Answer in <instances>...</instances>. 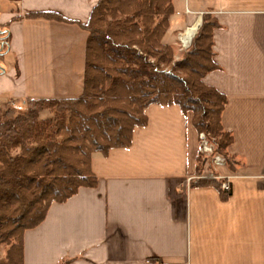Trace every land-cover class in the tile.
Wrapping results in <instances>:
<instances>
[{
    "label": "crops",
    "instance_id": "1",
    "mask_svg": "<svg viewBox=\"0 0 264 264\" xmlns=\"http://www.w3.org/2000/svg\"><path fill=\"white\" fill-rule=\"evenodd\" d=\"M98 2L0 0V32L11 36L6 51L0 44V108L83 95L89 33L81 24ZM173 5L163 41L179 43L180 54V34L198 28L205 13L219 22V68L204 82L228 98L222 123L238 163L219 174L231 191L193 185L199 137L192 113L152 104L131 146L93 153L97 186L53 203L25 231L24 264H264V0ZM37 12L67 21L27 15Z\"/></svg>",
    "mask_w": 264,
    "mask_h": 264
},
{
    "label": "trees",
    "instance_id": "2",
    "mask_svg": "<svg viewBox=\"0 0 264 264\" xmlns=\"http://www.w3.org/2000/svg\"><path fill=\"white\" fill-rule=\"evenodd\" d=\"M174 11L173 0H99L81 24L89 33L83 95L28 99L23 112L11 100L0 113V248L7 246L0 264H24L25 231L42 223L53 203L97 186L93 153L131 146L152 104L191 112L196 131L207 133L234 169L236 156L228 151L234 137L222 123L228 98L204 82L219 68L214 61L219 22L205 13L189 50L173 63V46L162 39ZM27 15L67 21L55 12ZM10 40L9 32H0L3 52ZM44 110L52 116L41 119ZM200 159L198 154L197 163ZM198 167L193 185L223 191L224 179L203 178Z\"/></svg>",
    "mask_w": 264,
    "mask_h": 264
},
{
    "label": "rangeland",
    "instance_id": "3",
    "mask_svg": "<svg viewBox=\"0 0 264 264\" xmlns=\"http://www.w3.org/2000/svg\"><path fill=\"white\" fill-rule=\"evenodd\" d=\"M165 35H164V37H165ZM164 37L162 39L163 43H164V41H163ZM164 44H169V45L173 46V51H174V62L173 63L181 61L182 58L184 57V55L186 54V52L190 48V47L186 48L188 45L185 46L183 44V42H182V44L185 46V48L183 49V52L180 54V51H179V48H178L179 43L178 44L177 43H164ZM14 106L19 111H22V112H23V110H25L27 108L26 103L22 104V103H19V102L18 103L15 102ZM8 107H9V105L7 104L6 106L0 108V113L5 111V110H7ZM51 116H52V113L49 110H44V111H42L40 113V118L41 119H46V118H49ZM201 133H204L205 136H206V141L205 142L209 146L208 150H205L204 147L202 146L203 143H202V139L200 138V134ZM201 133H198V137H199V153L198 154H201V159H200V162L197 163L198 166H199L198 169H202L201 170V177H203V178L204 177H208L211 174H215V175L218 176L219 175V167H222L223 165L218 163L217 157H219V156L224 157V156H222L220 153L216 152V150H215L216 146L214 144V140H212L207 133H205V132H201ZM196 174H197V169H196ZM31 209H32V207H31ZM6 249H7V246H1V248H0V257H2V258L5 257Z\"/></svg>",
    "mask_w": 264,
    "mask_h": 264
},
{
    "label": "built area",
    "instance_id": "4",
    "mask_svg": "<svg viewBox=\"0 0 264 264\" xmlns=\"http://www.w3.org/2000/svg\"><path fill=\"white\" fill-rule=\"evenodd\" d=\"M200 138L202 139V143H203L202 146L204 147L205 150H208V149H209V146H208L207 143L205 142V141H206V136H205V134H204V133H201V134H200ZM217 161H218V163L222 164L223 166H224V165H227V163H226V159H225L224 157H221V156L217 157ZM208 177H217V178L224 179L223 177L220 176V174H219L218 176L215 175V174H211V175H209ZM222 189H223L225 192H227V193H229V192L231 191V186H230V183H229L228 180H225V179H224V181L222 182Z\"/></svg>",
    "mask_w": 264,
    "mask_h": 264
},
{
    "label": "bare ground",
    "instance_id": "5",
    "mask_svg": "<svg viewBox=\"0 0 264 264\" xmlns=\"http://www.w3.org/2000/svg\"><path fill=\"white\" fill-rule=\"evenodd\" d=\"M198 28L197 27L189 28L184 33H182L180 35V40H181V42H183V44L185 46H187V45L190 46V44L192 43V39L194 38Z\"/></svg>",
    "mask_w": 264,
    "mask_h": 264
},
{
    "label": "water",
    "instance_id": "6",
    "mask_svg": "<svg viewBox=\"0 0 264 264\" xmlns=\"http://www.w3.org/2000/svg\"><path fill=\"white\" fill-rule=\"evenodd\" d=\"M201 24H202V19H200V25H199V28H200ZM199 28H198V29H199ZM197 31H198V30H197ZM196 34H197V32H196ZM196 34H195V35H196ZM1 69H2V71H4V68L1 67Z\"/></svg>",
    "mask_w": 264,
    "mask_h": 264
}]
</instances>
